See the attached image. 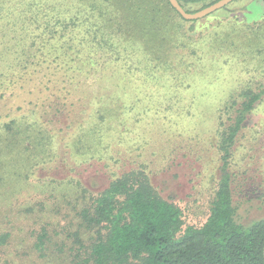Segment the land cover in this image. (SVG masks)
Returning a JSON list of instances; mask_svg holds the SVG:
<instances>
[{
  "label": "trees",
  "instance_id": "trees-1",
  "mask_svg": "<svg viewBox=\"0 0 264 264\" xmlns=\"http://www.w3.org/2000/svg\"><path fill=\"white\" fill-rule=\"evenodd\" d=\"M75 1L0 0V98L7 92L15 98L18 89L17 100L30 103L33 92L27 88L40 85L35 95L64 109L61 126L70 135L63 145L74 156L91 159L87 155L99 152L107 114L95 107L86 118L71 88L98 67L127 60L128 51H141L144 62L151 63L164 52L181 50L189 30L185 23L192 29L200 18L184 19L168 0H77L73 8ZM214 1L178 0L186 11H194L193 2L202 8ZM262 38L251 28L245 51L264 55V41L255 43ZM223 43L219 38L218 50H224ZM108 52L116 58L100 57ZM56 81L62 84L53 87ZM263 102L264 81H248L218 109V177L199 226L181 230V210L157 190L144 159L122 163L121 156L109 155L107 183L94 190L76 176H38V165L55 156V132L45 120L25 114L7 115L0 122V206L4 201L14 212L15 230L25 231L36 258L47 262L122 264L131 258L133 264H264V214L250 220L239 214L243 204L253 201L264 209V161L251 154L249 161L234 166L242 141L263 134L252 129ZM9 236L10 231L0 229V252Z\"/></svg>",
  "mask_w": 264,
  "mask_h": 264
},
{
  "label": "rangeland",
  "instance_id": "rangeland-1",
  "mask_svg": "<svg viewBox=\"0 0 264 264\" xmlns=\"http://www.w3.org/2000/svg\"><path fill=\"white\" fill-rule=\"evenodd\" d=\"M76 4L77 0L73 8ZM191 6L194 11L206 7L201 8L199 2ZM185 26L189 30L181 50L164 52L160 59L151 63L144 62L141 51H128L125 53L127 60L98 67L85 82L71 88L73 95L81 100V106L84 104L86 118L95 107L107 114L101 124L99 152L87 155L92 156L91 159L74 156L63 145L64 138L70 135L64 125L61 126L66 123L64 109L60 104L61 107L58 104V108L54 107L53 99L46 100L43 94L35 95L42 90L40 85L27 88L33 92L30 103L21 98L17 100L21 93L18 89L14 91L15 98L9 92L0 98V122L7 120V115L21 117L25 114L31 119L38 116L45 120L47 129L53 128L52 133L55 132L51 151L55 156L38 165V176L56 180L76 176L91 189H97L107 183V173L112 168L106 164L110 162L109 155L121 156L125 160L122 163L130 158L144 159L157 190L181 210V230L204 222L218 177L219 161L214 147L218 109L246 82L258 85L264 81V55L257 56L244 49L251 28L263 34L255 43L264 41V2L235 0L225 10L200 18L194 28L190 29L189 22ZM219 38L224 42V50L217 49ZM190 47L196 52L190 53ZM116 55L100 53L102 59L116 58ZM98 62L101 63V59ZM61 84L60 81L52 82L53 87ZM48 118L53 121L48 122ZM252 126L254 131L263 132L259 135H264V102L258 107ZM61 127L63 131L59 130ZM259 135L252 134L255 138L244 139L238 146L235 167L249 161L251 154L254 159L264 161V136ZM98 156H102L101 160ZM258 207L255 201L243 204L239 214L248 220L259 217L264 209ZM13 214L2 201L0 229L10 231V236L0 252V262L64 264L65 260L59 258L49 262L36 258L27 233L15 230L17 224ZM37 226L32 224L31 228ZM22 239L26 242L22 243ZM133 263L128 258L122 264Z\"/></svg>",
  "mask_w": 264,
  "mask_h": 264
},
{
  "label": "water",
  "instance_id": "water-1",
  "mask_svg": "<svg viewBox=\"0 0 264 264\" xmlns=\"http://www.w3.org/2000/svg\"><path fill=\"white\" fill-rule=\"evenodd\" d=\"M168 1H169L170 5L181 15V17H183L184 19H187V20H195V19L202 18V17L212 13L213 11L226 6L227 4H229L233 0H217L216 2L210 4V5L202 8V9L194 11V12L186 11L181 6V4L178 2V0H168Z\"/></svg>",
  "mask_w": 264,
  "mask_h": 264
}]
</instances>
